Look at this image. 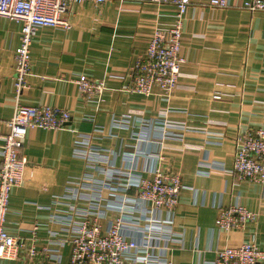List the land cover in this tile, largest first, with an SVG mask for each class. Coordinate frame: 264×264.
Returning <instances> with one entry per match:
<instances>
[{
  "label": "crops",
  "instance_id": "0c3cea01",
  "mask_svg": "<svg viewBox=\"0 0 264 264\" xmlns=\"http://www.w3.org/2000/svg\"><path fill=\"white\" fill-rule=\"evenodd\" d=\"M227 1L230 7L218 9L202 6L206 0H192L183 27L185 61L167 101L156 89L147 97L126 92L123 85L129 78L118 75L126 74L143 54L155 27L174 22L173 4L105 0L96 7L91 1L72 3L67 13L69 29L44 26L36 30L27 85L17 97L13 54L20 42L21 22L0 16V137L7 132L5 123L16 104L45 103L70 113L69 122L60 130L36 128L26 133L21 149L26 159L22 181L11 191L5 216L10 235L31 240L38 250L48 245L47 230L56 227L49 225L52 209L46 207L85 171V161L73 153L80 134L102 126L104 133L95 134L92 144L104 149L113 167L125 169L121 152L108 150L123 151L125 145L138 142L128 139V129L113 128L109 136L112 117L128 114L155 120L166 109L171 125L185 127H173L181 131L180 137L164 138L157 145L159 136L154 133L153 141L140 145L154 152L160 149L162 168L179 173L187 186L180 193L174 222V229L184 234V247L172 251V264H204L214 258L215 249L239 245L254 228L258 247L264 251V186L228 172L236 136L264 124V11L238 7L244 0ZM80 73L103 81L99 102L82 98L69 80ZM202 161L207 162L200 165ZM216 162L222 163L224 171ZM148 166L149 161L141 156L134 159L138 173ZM95 177L105 175L96 173ZM204 193L206 204L200 205ZM212 194L223 207L239 197L247 209L261 213L245 231L219 232L214 226L217 209L209 205ZM33 225H37L35 233ZM62 252L61 264H67V247ZM26 263V259H0V264Z\"/></svg>",
  "mask_w": 264,
  "mask_h": 264
},
{
  "label": "built area",
  "instance_id": "2783aa9c",
  "mask_svg": "<svg viewBox=\"0 0 264 264\" xmlns=\"http://www.w3.org/2000/svg\"><path fill=\"white\" fill-rule=\"evenodd\" d=\"M85 1L99 7L105 0H0V16L21 22L20 42L13 54L16 97L27 85L26 78L31 69L30 45L36 30L44 26L69 29L67 13L70 5ZM139 1L173 4L176 7L174 22L168 27H155L148 36L143 54L136 57L126 74L118 77L129 78L123 85L126 92L147 97L156 89L157 95L167 101L176 89L185 61L183 27L193 2ZM201 5L218 9L231 6L227 0H206ZM238 7L250 12L264 11V0H244ZM69 80L85 100H101L102 80L92 79L84 73L71 75ZM168 115L164 109L155 120L128 114L112 117L109 136L113 135V128L128 129V139L138 142L135 146L125 145L123 151L108 150L117 155L121 152L125 169L113 167L104 149L92 144L95 134L104 133L102 126L96 125L92 133L78 136L73 153L85 161V171L78 181L66 185L62 194L54 197L51 207H46L52 209L49 225L56 228H48V245L38 250L31 240L14 237L6 231L9 197L12 189L22 181L26 159L21 149L27 131L36 128L60 130L69 122L70 113L65 108L45 103L16 104L11 118L5 123L7 132L0 137V259H26V264H61L62 249L67 247V264H172V251L184 247V234L174 229V222L180 193L187 186L182 183L179 173L162 168L160 149L154 152L140 145L153 141L154 133L159 136L157 145L164 138L180 137L181 131L172 129L183 130L185 127L171 125ZM234 144L229 174L264 186V124L239 133ZM140 156L149 161L143 173L133 167L134 159L137 161ZM215 164L224 171L221 162ZM96 173H103L105 177L96 178ZM192 192V203L199 204L196 190ZM205 204L204 193L200 205ZM209 205L217 209L215 228L225 233L245 231L246 225L255 223L261 213L247 209L239 197L223 207L212 194ZM36 229L37 225H33V233ZM256 234L254 228L239 245L215 249L214 258L203 263L259 264L264 259V251L258 247Z\"/></svg>",
  "mask_w": 264,
  "mask_h": 264
}]
</instances>
